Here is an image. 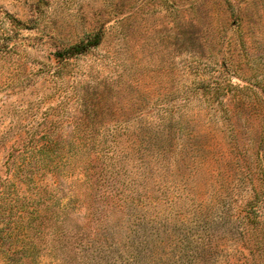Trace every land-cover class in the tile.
<instances>
[{"label":"rangeland","instance_id":"374dc122","mask_svg":"<svg viewBox=\"0 0 264 264\" xmlns=\"http://www.w3.org/2000/svg\"><path fill=\"white\" fill-rule=\"evenodd\" d=\"M0 264H264V0H0Z\"/></svg>","mask_w":264,"mask_h":264},{"label":"trees","instance_id":"16d2710c","mask_svg":"<svg viewBox=\"0 0 264 264\" xmlns=\"http://www.w3.org/2000/svg\"><path fill=\"white\" fill-rule=\"evenodd\" d=\"M80 47L83 48L82 46H76L75 49H79ZM81 48H80V49H81Z\"/></svg>","mask_w":264,"mask_h":264}]
</instances>
